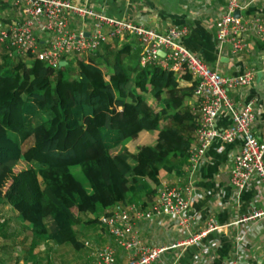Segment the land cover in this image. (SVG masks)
<instances>
[{"label": "trees", "instance_id": "obj_1", "mask_svg": "<svg viewBox=\"0 0 264 264\" xmlns=\"http://www.w3.org/2000/svg\"><path fill=\"white\" fill-rule=\"evenodd\" d=\"M118 44L57 70L31 53L12 59L4 47L0 203L18 212L34 246L83 249L77 226L95 227L110 208L155 196L162 169L182 173L198 126L186 101L196 84L181 87L173 71L142 66L133 41ZM142 131L158 135L134 153L124 142Z\"/></svg>", "mask_w": 264, "mask_h": 264}, {"label": "built area", "instance_id": "obj_2", "mask_svg": "<svg viewBox=\"0 0 264 264\" xmlns=\"http://www.w3.org/2000/svg\"><path fill=\"white\" fill-rule=\"evenodd\" d=\"M3 2L15 7L19 16L6 20L1 11ZM248 8L242 0H226V6L216 19L220 51L229 45L231 52L239 55L250 49L251 36H256L264 44V11L244 12ZM237 9L241 11L238 17L235 15ZM75 18L80 20L78 30H72L70 26ZM187 32L186 25H172L162 32L74 0H0V44L12 58L31 53L57 70L62 61H68L67 57L83 55L89 58L109 39L124 40L130 36L138 39L141 45L142 66L158 65L176 75L191 74L197 82L194 95L198 106L193 113L198 126L185 159L196 168L216 139L230 143L240 138L241 149L235 155L230 171L231 184L243 189L254 178L264 184V140L253 131L256 120L254 101L237 105L230 96V91L249 86L258 71L264 73V56L258 67L225 74L212 68L181 41ZM224 113L230 116L231 124L221 130L216 123ZM191 190L189 185L162 182L156 199L148 208L136 203L118 205L99 215V225L117 246L96 247V257L90 264H119L117 247L127 253L126 264H154L161 261L168 251L188 247L201 240L205 232L191 234L170 244L153 245L143 237L139 226L141 220H170L180 231L186 230L192 220ZM262 218L264 209H256L242 215L237 223L255 222ZM219 227L210 224L212 229ZM84 243L87 247L90 245L89 240ZM230 264L242 262L235 259Z\"/></svg>", "mask_w": 264, "mask_h": 264}, {"label": "crops", "instance_id": "obj_3", "mask_svg": "<svg viewBox=\"0 0 264 264\" xmlns=\"http://www.w3.org/2000/svg\"><path fill=\"white\" fill-rule=\"evenodd\" d=\"M74 1L92 5L111 16L130 19L162 32L167 31L172 25H186L188 32L181 41L203 57L212 68L225 74H237L248 67H258L264 56V44L256 36L250 37V49L239 55H234L229 45L220 51L216 37V19L226 6V0ZM242 1L249 7L244 12L264 11V0ZM1 11L6 20L19 16L18 10L7 2L1 4ZM70 26L72 30H78L80 20L73 19ZM117 40L119 46L133 41L135 53H140L141 45L138 39L130 36L124 40L109 39L105 43L112 44ZM103 45L98 52L103 51ZM2 49L4 46H0V51ZM3 52L4 50L0 54V61ZM177 76L181 87L190 88L197 83L192 75L190 78L184 75ZM230 96L237 105L254 101L256 120L253 131L264 140V73L258 71L249 86L230 91ZM186 101L194 112L198 106L195 95L188 97ZM230 124L231 119L227 113H224L216 123L217 128L221 130ZM157 135L158 131H142L138 137L142 139L151 136L153 140L150 143L153 144ZM128 140L132 139H127L125 145ZM240 149V138L230 143L216 139L200 166L193 168L185 159L180 175L169 173L165 169L160 171L162 182L181 183L192 188L190 194L192 220L184 231H180L176 223L170 220H141L139 226L143 237L150 244L165 245L191 234L205 232V235L193 245L168 251L161 261L154 264H230L235 259L240 260L242 264H264V218L255 222L237 223L242 215L256 209H264V184L260 179L254 178L243 189L230 182V171L235 155ZM155 199L156 195H143L134 203L142 208H148ZM211 223L220 227L212 229ZM123 253L125 255L123 263L126 264L127 253L124 251ZM123 253L120 252L122 254L120 256H123Z\"/></svg>", "mask_w": 264, "mask_h": 264}, {"label": "rangeland", "instance_id": "obj_4", "mask_svg": "<svg viewBox=\"0 0 264 264\" xmlns=\"http://www.w3.org/2000/svg\"><path fill=\"white\" fill-rule=\"evenodd\" d=\"M0 46L2 47V45ZM2 51H0V54ZM78 56L74 55L67 57V59L73 65L74 60ZM80 57L85 56L80 55ZM152 140L153 138L151 136H146L142 139L138 137L128 140L126 145L131 151L137 152L141 146L140 143L151 144L150 142ZM26 167L27 164L23 162L16 167L15 171L22 170ZM73 170L84 183H87L80 168H74ZM87 218L89 217H85V219ZM94 226L89 227L86 224H82L76 227L80 239L83 242L87 240L90 242V245L88 247L85 246L83 249L77 250L70 244L57 245L47 240H43L34 246L32 236L27 229H24V224L19 219L18 212L11 206L0 203V264H90L96 257V247L108 244L117 246L114 240L110 238L109 233H106L100 225ZM117 250L119 256L118 262L119 264L120 262L124 264L125 258L123 257L125 255L123 249L117 247ZM120 252L123 253L121 257L120 255L122 254Z\"/></svg>", "mask_w": 264, "mask_h": 264}, {"label": "water", "instance_id": "obj_5", "mask_svg": "<svg viewBox=\"0 0 264 264\" xmlns=\"http://www.w3.org/2000/svg\"><path fill=\"white\" fill-rule=\"evenodd\" d=\"M235 15L238 17V16H240L241 15V11H240V9H237L236 11H235ZM87 34H89V33H87ZM161 55H165V53L163 52V51H161ZM64 63H68L67 61H62L61 62V66H63L64 65Z\"/></svg>", "mask_w": 264, "mask_h": 264}]
</instances>
